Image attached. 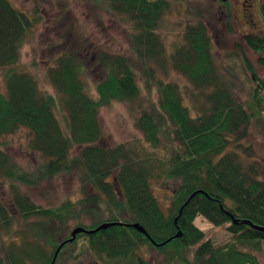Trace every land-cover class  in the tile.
Instances as JSON below:
<instances>
[{
    "label": "trees",
    "instance_id": "obj_1",
    "mask_svg": "<svg viewBox=\"0 0 264 264\" xmlns=\"http://www.w3.org/2000/svg\"><path fill=\"white\" fill-rule=\"evenodd\" d=\"M93 2L125 17L134 58L98 53L88 69L75 51L64 52L45 70L48 92L19 63L39 14L0 0V181L10 190L14 212L0 204V229L7 231L15 219L21 224L0 264H51L61 243L54 264L64 249L77 246L101 264H151L149 251L164 264H261L264 232L252 226L264 227V180L250 148L241 149L240 142L264 124V36L243 38L258 56V76L242 50L228 54L219 67L200 22L186 28L183 45L168 51L157 34L168 0ZM258 13L264 26V2ZM167 63L194 89L192 107L177 84L156 77ZM112 103L137 105L140 142L101 145L99 110ZM23 130L26 147L43 159L30 172L2 148L3 137ZM72 168L84 196L76 202L39 207L21 191ZM166 183L173 188L163 206L153 185ZM197 216L226 226L230 241L206 240L194 225ZM103 223L113 225L68 241L75 228L91 231Z\"/></svg>",
    "mask_w": 264,
    "mask_h": 264
},
{
    "label": "rangeland",
    "instance_id": "obj_2",
    "mask_svg": "<svg viewBox=\"0 0 264 264\" xmlns=\"http://www.w3.org/2000/svg\"><path fill=\"white\" fill-rule=\"evenodd\" d=\"M13 7L28 15L37 13L39 24L27 35L20 53V68L32 73L39 86L52 92L45 77V70L54 59L64 52H76L79 59L84 60L88 69L94 64L95 55L123 54L134 58L129 48V26L124 16L110 13L104 7L97 6L93 0H9ZM264 0H168V9L162 16L157 29L168 51L183 45L184 32L188 26L202 23L207 30L212 45V54L219 67L227 61V55L242 50L246 58L253 64L258 76L263 74L256 66L258 56L249 51L243 43L246 35L264 36V26L259 18L258 7ZM36 3V4H35ZM236 66H234L235 68ZM96 69V68H95ZM95 69L88 72L97 79ZM240 75V74H239ZM156 77L167 83L177 84L187 106L188 98L194 89L179 73L165 64V68L157 70ZM240 77L236 85H241ZM0 91H3L2 72L0 70ZM57 115L61 120L60 112ZM139 115L137 105L112 103L99 110V123L102 129L101 145L112 146L123 142H140L141 133L135 127ZM62 121V120H61ZM264 123V120H263ZM261 126L263 129L261 130ZM27 133L23 130L2 139L3 150L26 171H33L42 157L26 147ZM250 148V160L256 162L258 174L264 180V124L255 125L247 138L240 142V148ZM233 145L227 151H232ZM75 154V151H72ZM78 170L72 168L68 172L51 178H44L35 185L22 187L21 191L29 201L39 207H55L64 201L76 202L83 198L80 190ZM172 183L153 185L157 200L164 206L172 194ZM11 194L6 184L0 181V204L9 215H14L10 206ZM85 223V222H83ZM87 224V222L85 223ZM17 219L10 223L7 231L0 229V257L11 245L14 231L21 228ZM194 225L200 229L205 239L214 245H223L231 236L226 226L216 227L201 216H197ZM16 244L20 242L17 239ZM151 264H161L162 256L154 251L145 255ZM264 264V251L259 256ZM161 260V261H160ZM56 264H101L86 249L78 246L64 249ZM164 264V263H162Z\"/></svg>",
    "mask_w": 264,
    "mask_h": 264
},
{
    "label": "water",
    "instance_id": "obj_3",
    "mask_svg": "<svg viewBox=\"0 0 264 264\" xmlns=\"http://www.w3.org/2000/svg\"><path fill=\"white\" fill-rule=\"evenodd\" d=\"M222 2H224L225 0H221ZM246 223V222H245ZM113 225V223H103L101 225H99L96 229L94 230H91V231H86L85 229H83L82 227H77L75 228L72 232H71V238L68 240V241H72L75 237L76 234L78 233H83V232H86V233H93V232H96L98 230H103V229H106L107 227ZM131 227H133L134 229L138 230L139 232H141L142 234H144L146 237H148V235L146 234V232L143 230V228H141L140 226H138L137 224H134V225H131ZM254 229L256 230H259V231H262L264 232V227H257V226H252ZM180 236V233H178L175 237H179ZM63 246V243H61L59 245V247L57 248V250L55 251V255H54V259L52 261L51 264H54V260H55V257L57 256L59 250L61 249V247Z\"/></svg>",
    "mask_w": 264,
    "mask_h": 264
}]
</instances>
